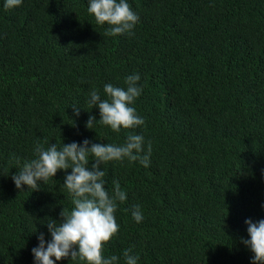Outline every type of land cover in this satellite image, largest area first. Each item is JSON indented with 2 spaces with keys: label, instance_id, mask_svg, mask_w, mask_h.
Here are the masks:
<instances>
[{
  "label": "trees",
  "instance_id": "trees-1",
  "mask_svg": "<svg viewBox=\"0 0 264 264\" xmlns=\"http://www.w3.org/2000/svg\"><path fill=\"white\" fill-rule=\"evenodd\" d=\"M4 2L0 264H35L38 237L51 240L46 224L74 207L63 185L71 169L39 190L15 187L12 176L37 158V143L122 145L130 132L144 136L145 152L151 142L150 165L100 166L106 189L118 181L127 197L117 202L120 229L104 257L125 264L130 249L137 264H251L245 220L264 219V0H127L139 20L133 34L117 36L105 35L110 26L96 23L89 0ZM135 74L142 92L131 106L145 124L117 133L99 122L89 93L107 98L105 84L126 89Z\"/></svg>",
  "mask_w": 264,
  "mask_h": 264
},
{
  "label": "clouds",
  "instance_id": "clouds-1",
  "mask_svg": "<svg viewBox=\"0 0 264 264\" xmlns=\"http://www.w3.org/2000/svg\"><path fill=\"white\" fill-rule=\"evenodd\" d=\"M21 3L22 0H5L4 7L10 9ZM87 10L94 16L97 24L110 26L105 31L108 36L133 34L132 30L139 20L127 0H89ZM139 79L138 74L126 77V89L105 84L103 92L107 98H102L96 89L89 93L88 105L90 108H98L99 122L102 125L118 133L121 128L130 129L145 124L144 118L131 106L142 92L137 86ZM73 109L79 115L80 109ZM94 121L95 117L89 116L86 127L91 129ZM89 144L90 141L85 139L81 144H63L58 150L55 143L45 148L38 142L34 149L37 158L24 162L12 176L18 190L25 185L35 191L40 188L38 182H47L58 170L71 169V173L65 176L63 185L71 196L74 207L70 211L62 209V222L50 219L46 224L51 240L45 246L43 234L38 237V246L31 250L35 264H55L56 261L69 257L71 260L79 259L84 264H118V256L104 257V245L120 229L115 218L117 202L123 203L127 197L118 181L112 182L111 193L106 189V172L100 166L127 158L129 162L139 161L144 167H149L152 146L149 141L145 152L144 136L131 132L122 145L96 143L89 147ZM90 161H94L91 168ZM17 162L19 163L18 158ZM132 216L136 222L143 220L139 205L135 206ZM245 224L250 238L242 239V243L253 254L251 264H264V219L255 223L248 219ZM130 251L126 249L123 252L125 264H137L138 256L131 255Z\"/></svg>",
  "mask_w": 264,
  "mask_h": 264
}]
</instances>
